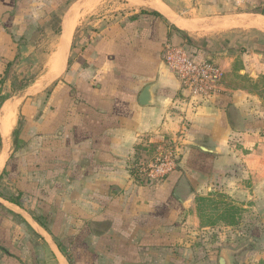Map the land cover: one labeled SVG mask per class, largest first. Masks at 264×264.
Returning <instances> with one entry per match:
<instances>
[{
    "label": "crops",
    "instance_id": "crops-1",
    "mask_svg": "<svg viewBox=\"0 0 264 264\" xmlns=\"http://www.w3.org/2000/svg\"><path fill=\"white\" fill-rule=\"evenodd\" d=\"M77 1L0 0V264H70L57 235L88 264L259 262L236 241L264 232V0H121L92 19ZM181 42L223 73L206 99L163 61ZM170 151L175 168L148 181ZM219 195L241 214L206 225Z\"/></svg>",
    "mask_w": 264,
    "mask_h": 264
},
{
    "label": "rangeland",
    "instance_id": "rangeland-1",
    "mask_svg": "<svg viewBox=\"0 0 264 264\" xmlns=\"http://www.w3.org/2000/svg\"><path fill=\"white\" fill-rule=\"evenodd\" d=\"M65 3L61 6V8H66L69 3H73V2H78L77 0H64ZM91 1V0H85V2ZM95 4H93V6L90 8V15L92 14V17H90V19H92L93 17H96L98 15V13H100L101 9H104V11H113L114 9L120 7L123 3L121 2V0H94ZM235 0H232L233 6L236 9V5H235ZM126 4H128L129 7H133L135 4H138L137 1L135 0H127ZM81 8V7H79ZM240 11V8H237ZM243 10V9H242ZM248 10H256V9H251V7H248ZM56 20V19H55ZM55 20H53V23L56 24ZM48 41V46L45 49V53L48 54L49 50H53L54 49V38H47ZM43 59V58H42ZM43 65L39 64L37 66H35L34 70H32V74H35L36 72H39L42 69ZM62 79V78H61ZM48 89H51L48 88ZM16 134V132L14 133ZM13 141V140H12ZM11 145V150L13 149L15 152V147L12 146L13 144L10 142ZM28 166H26L27 172L31 173L32 170V162H27ZM20 168L19 164H18V158L16 157V155L11 154L8 156L7 160H6V169H8V171H6V174L3 177V183H10L13 185H16L17 183L21 182L20 178H17V174H18V169ZM32 176H26V182L27 183H31V178ZM31 178V179H29ZM33 191L32 189L29 190L28 193H26V197L24 198V200L26 202L25 205L28 204V200H30L31 197H33ZM222 200V201H221ZM219 204V206H218ZM29 209L32 208L31 204L27 205ZM229 211V213L227 212ZM230 213L232 215V219L231 217H229L228 215H230ZM240 209L236 208L235 206H233L230 202H228L227 200H225L224 198H222V195L216 196L214 197L213 202H207V207H205L204 209V222L203 223H207V225L210 226H214V225H220V223H217L218 221H221L223 223H228L230 224L232 221H235L236 217H238L240 215ZM216 220V223H213V220ZM224 219V220H221ZM221 226V225H220ZM264 229V228H263ZM1 232V231H0ZM59 235H57L56 239H54V241H56L59 246L62 248V250H65L64 246L68 245L67 249L69 250L68 252V258L70 260V264H88L90 263L89 259L87 256L82 255V251L81 248L76 246L78 245V242L75 243V241H70V240H66V239H60L58 238ZM235 237V236H234ZM253 241H256L255 239ZM68 243V244H67ZM237 244H240L239 247H241L242 245L246 246L247 251L250 252V254H254L257 255V259H260L259 262L257 260L252 261V260H248V264H264V232H263V237L262 239L259 241L257 240L256 243V247L255 249L251 248V243L247 241H243L240 242L239 239H237L236 241ZM75 244V245H74ZM220 245L224 244L223 241L219 243ZM250 245V246H249ZM73 247V250H72ZM237 248V246H236ZM245 249V248H243ZM94 264V263H92Z\"/></svg>",
    "mask_w": 264,
    "mask_h": 264
},
{
    "label": "built area",
    "instance_id": "built-area-1",
    "mask_svg": "<svg viewBox=\"0 0 264 264\" xmlns=\"http://www.w3.org/2000/svg\"><path fill=\"white\" fill-rule=\"evenodd\" d=\"M162 57L166 67L176 76L181 88L191 98L206 99L216 91L221 82V69L203 59H197L184 45L164 46ZM176 163L177 157L172 151L166 156L160 154L143 173L148 181H162L175 168Z\"/></svg>",
    "mask_w": 264,
    "mask_h": 264
},
{
    "label": "water",
    "instance_id": "water-1",
    "mask_svg": "<svg viewBox=\"0 0 264 264\" xmlns=\"http://www.w3.org/2000/svg\"><path fill=\"white\" fill-rule=\"evenodd\" d=\"M150 89V86L146 87L139 96V103L143 106L151 104L152 94L150 92ZM204 151L207 152V150ZM220 264H229L228 259L224 255H221Z\"/></svg>",
    "mask_w": 264,
    "mask_h": 264
},
{
    "label": "trees",
    "instance_id": "trees-1",
    "mask_svg": "<svg viewBox=\"0 0 264 264\" xmlns=\"http://www.w3.org/2000/svg\"><path fill=\"white\" fill-rule=\"evenodd\" d=\"M141 13H143V14H150V15H158L156 12L142 11ZM57 21H58V19H57ZM57 32H59V31H56V33H57ZM171 44H172V43H171ZM173 45H184L185 48H186V50H187L188 52L191 51L190 48L188 47L187 43L181 42V43L173 44ZM227 212L229 213V211H227ZM232 215H233V213H232V214L230 213V215H228V216L231 217V219H232ZM221 220H224V219H221ZM204 224H205V223H204ZM231 224H234V222H231ZM206 225H207V223H206ZM0 250L3 251V249H2L1 247H0Z\"/></svg>",
    "mask_w": 264,
    "mask_h": 264
},
{
    "label": "bare ground",
    "instance_id": "bare-ground-1",
    "mask_svg": "<svg viewBox=\"0 0 264 264\" xmlns=\"http://www.w3.org/2000/svg\"><path fill=\"white\" fill-rule=\"evenodd\" d=\"M57 63H58V60H57V58H56V60H55V62H53V66H56L57 65ZM9 119V118H8ZM9 127V126H8ZM7 127V128H8ZM8 131V130H7Z\"/></svg>",
    "mask_w": 264,
    "mask_h": 264
}]
</instances>
